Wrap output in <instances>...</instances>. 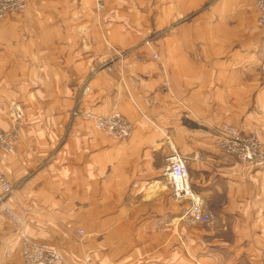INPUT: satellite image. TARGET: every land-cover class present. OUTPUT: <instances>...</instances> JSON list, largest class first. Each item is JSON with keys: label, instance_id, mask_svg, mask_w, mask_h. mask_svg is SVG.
Instances as JSON below:
<instances>
[{"label": "crops", "instance_id": "0c3cea01", "mask_svg": "<svg viewBox=\"0 0 264 264\" xmlns=\"http://www.w3.org/2000/svg\"><path fill=\"white\" fill-rule=\"evenodd\" d=\"M151 1L26 0L0 20V128L22 114L16 153L0 154L14 189L0 203V264H21L22 233L69 264H264V167L214 140L229 125L264 148L256 0H157L156 11ZM145 20L158 30L156 60L140 44ZM75 111L118 112L130 136L111 139ZM172 154L209 225L184 220L166 174Z\"/></svg>", "mask_w": 264, "mask_h": 264}, {"label": "built area", "instance_id": "2783aa9c", "mask_svg": "<svg viewBox=\"0 0 264 264\" xmlns=\"http://www.w3.org/2000/svg\"><path fill=\"white\" fill-rule=\"evenodd\" d=\"M101 5L99 4V8ZM26 8V0H0V20L5 19L11 13L23 11ZM256 26L264 31V0L255 1ZM145 45L150 48L149 42ZM116 56L122 59V54L116 52ZM153 60L157 59V54L151 53ZM111 71V69H109ZM166 85V84H165ZM88 90V87L85 88ZM74 116H83L90 120L95 129L114 140H124L130 136V123L118 112H111L107 115H97L92 112H73ZM22 114L20 109H16L14 123L10 130L0 128V154L13 156L16 153L15 146L18 141V127ZM214 140L216 147L228 156L234 157L244 166L261 169L264 167V148L253 134L242 133L235 127L222 125L214 130ZM166 174L172 189L173 197L177 200H188L186 219L191 224H208L212 220V215L206 209L205 200L198 193L194 192L189 183L188 169L185 159L172 154L166 159ZM0 186L2 197L12 196L14 189L0 175ZM2 213L10 221L22 224L20 219L12 211L3 207ZM82 233L81 231H78ZM20 256L21 264H69L59 251L50 244L34 243L22 233L20 236ZM85 261H88L86 259Z\"/></svg>", "mask_w": 264, "mask_h": 264}, {"label": "rangeland", "instance_id": "374dc122", "mask_svg": "<svg viewBox=\"0 0 264 264\" xmlns=\"http://www.w3.org/2000/svg\"><path fill=\"white\" fill-rule=\"evenodd\" d=\"M100 4V3H99ZM157 4H158V2H157V0H152L151 1V3H149V4H147V6H146V8L148 9L149 8V10H152V11H156L157 10ZM198 8L200 7V6H202V5H196ZM201 8V7H200ZM169 9H171V13H174L173 12V5L172 4H168L167 5V10H169ZM180 21H182L181 19H179V18H177V19H171V20H167V25H166V27L164 28V29H162V30H171L174 26H175V24H178ZM145 23L143 24V26H145L146 28L143 30V34H142V36H140L141 37V41H140V44H142V45H145V43L146 42H149V44H150V50H151V53H155L154 52V50L152 49L153 48V46H152V43L151 42H153V41H155L156 40V38H157V35H158V30H154L153 32H151V33H148V31H149V27L150 26H152V24L155 22V21H151V20H145L144 21ZM161 30V31H162ZM154 43H156V41L154 42ZM154 45H156V44H154ZM146 46V45H145ZM156 54V53H155ZM7 119V121L9 122V124H10V127H12V125H13V123H14V116H12V115H10L9 117H6ZM21 121H22V118H21ZM21 121H19V123H15V124H20L21 123ZM254 135V134H253ZM258 139V138H257ZM260 142V141H259ZM5 155V154H4ZM8 156V155H7ZM11 157V156H10ZM0 197H2V196H0ZM177 200V199H176ZM182 201V204H183V212L186 210V208H187V205H188V200H185V199H183V200H181ZM211 215H212V220H211V222L213 221V214L212 213H210ZM183 217H184V214H183ZM184 220H186L187 221V219H186V215H185V218H184ZM210 222V223H211ZM189 223V222H188ZM210 223H208V224H191L190 223V225H203V226H207V225H209Z\"/></svg>", "mask_w": 264, "mask_h": 264}, {"label": "trees", "instance_id": "16d2710c", "mask_svg": "<svg viewBox=\"0 0 264 264\" xmlns=\"http://www.w3.org/2000/svg\"><path fill=\"white\" fill-rule=\"evenodd\" d=\"M185 124L187 127H190V128H194V129L198 128V126L193 123H185Z\"/></svg>", "mask_w": 264, "mask_h": 264}]
</instances>
